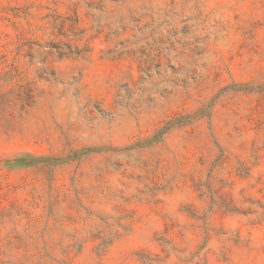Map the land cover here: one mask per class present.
Wrapping results in <instances>:
<instances>
[{
    "label": "rangeland",
    "instance_id": "obj_1",
    "mask_svg": "<svg viewBox=\"0 0 264 264\" xmlns=\"http://www.w3.org/2000/svg\"><path fill=\"white\" fill-rule=\"evenodd\" d=\"M0 264H264V0H0Z\"/></svg>",
    "mask_w": 264,
    "mask_h": 264
}]
</instances>
